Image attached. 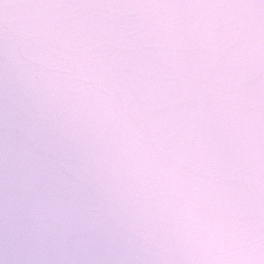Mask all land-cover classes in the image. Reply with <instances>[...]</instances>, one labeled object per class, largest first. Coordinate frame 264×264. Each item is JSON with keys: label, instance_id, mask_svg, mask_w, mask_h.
Listing matches in <instances>:
<instances>
[{"label": "snow or ice", "instance_id": "snow-or-ice-1", "mask_svg": "<svg viewBox=\"0 0 264 264\" xmlns=\"http://www.w3.org/2000/svg\"><path fill=\"white\" fill-rule=\"evenodd\" d=\"M0 264H264V0H0Z\"/></svg>", "mask_w": 264, "mask_h": 264}]
</instances>
